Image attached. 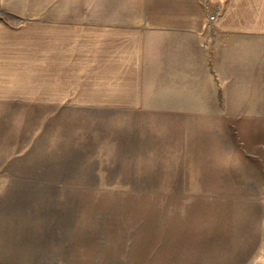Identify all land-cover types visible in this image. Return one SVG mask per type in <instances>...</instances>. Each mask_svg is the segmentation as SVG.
<instances>
[{"label":"rangeland","instance_id":"1","mask_svg":"<svg viewBox=\"0 0 264 264\" xmlns=\"http://www.w3.org/2000/svg\"><path fill=\"white\" fill-rule=\"evenodd\" d=\"M101 115L77 153L14 163L0 264H264L262 117Z\"/></svg>","mask_w":264,"mask_h":264},{"label":"crops","instance_id":"2","mask_svg":"<svg viewBox=\"0 0 264 264\" xmlns=\"http://www.w3.org/2000/svg\"><path fill=\"white\" fill-rule=\"evenodd\" d=\"M116 111L264 121V0H0V186Z\"/></svg>","mask_w":264,"mask_h":264},{"label":"built area","instance_id":"3","mask_svg":"<svg viewBox=\"0 0 264 264\" xmlns=\"http://www.w3.org/2000/svg\"><path fill=\"white\" fill-rule=\"evenodd\" d=\"M225 7V1H216L211 4L206 15V22L202 28L196 31V35L200 39L201 46L209 51L212 47V33L216 29V22L221 16Z\"/></svg>","mask_w":264,"mask_h":264}]
</instances>
